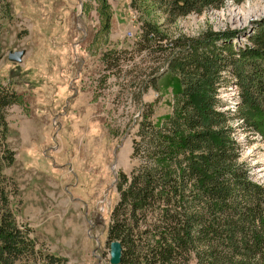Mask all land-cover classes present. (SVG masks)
I'll list each match as a JSON object with an SVG mask.
<instances>
[{
  "label": "rangeland",
  "instance_id": "rangeland-1",
  "mask_svg": "<svg viewBox=\"0 0 264 264\" xmlns=\"http://www.w3.org/2000/svg\"><path fill=\"white\" fill-rule=\"evenodd\" d=\"M130 2L4 0L9 12L0 19V84L17 100L6 111L8 131L0 134V155L12 151L13 163H0V173L10 180L17 223L30 229L40 251L16 264H109L115 185L138 164L131 154L140 115L153 105L151 121L161 120L179 92L156 47L137 51L144 20L169 38L197 37L209 28L243 31L233 41L237 48L264 17V0H226L169 24L164 11ZM17 51H24L21 62L9 61ZM109 51L118 53L108 65L103 56ZM222 75L220 108L234 111L238 89L229 72ZM232 127L251 180L264 185L263 139L238 117ZM47 255L61 260L49 262Z\"/></svg>",
  "mask_w": 264,
  "mask_h": 264
},
{
  "label": "trees",
  "instance_id": "trees-1",
  "mask_svg": "<svg viewBox=\"0 0 264 264\" xmlns=\"http://www.w3.org/2000/svg\"><path fill=\"white\" fill-rule=\"evenodd\" d=\"M225 2L131 0L130 6L139 9L146 3L162 10L170 24ZM0 3V19L7 18L9 5ZM253 27L247 43L235 48L233 41L243 31L209 28L197 37L169 38L155 23L142 22L137 51L156 47L179 92L172 113L161 120L151 121L153 105L141 113L131 154L138 164L116 181L119 197L108 237L121 243L120 264H264V185L251 180L232 127L238 117L264 141V17ZM164 40H170L167 47ZM116 52L105 53L103 61L114 62ZM225 71L238 89L234 111L222 110L218 100ZM16 100L15 91L0 84L1 135L8 131L6 111ZM0 163L10 166L12 151L5 149ZM9 181L0 173V264H16L40 252L30 229L16 221Z\"/></svg>",
  "mask_w": 264,
  "mask_h": 264
},
{
  "label": "water",
  "instance_id": "water-1",
  "mask_svg": "<svg viewBox=\"0 0 264 264\" xmlns=\"http://www.w3.org/2000/svg\"><path fill=\"white\" fill-rule=\"evenodd\" d=\"M24 51L12 52L8 55V60L11 62H21ZM109 264H120L122 256V246L118 241H112L109 245Z\"/></svg>",
  "mask_w": 264,
  "mask_h": 264
},
{
  "label": "bare ground",
  "instance_id": "bare-ground-1",
  "mask_svg": "<svg viewBox=\"0 0 264 264\" xmlns=\"http://www.w3.org/2000/svg\"><path fill=\"white\" fill-rule=\"evenodd\" d=\"M235 88V87H234Z\"/></svg>",
  "mask_w": 264,
  "mask_h": 264
}]
</instances>
